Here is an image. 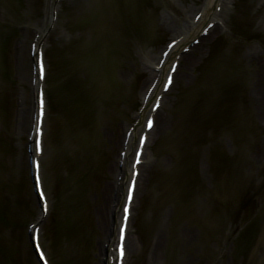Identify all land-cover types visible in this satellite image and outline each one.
Listing matches in <instances>:
<instances>
[{
  "label": "bare ground",
  "instance_id": "6f19581e",
  "mask_svg": "<svg viewBox=\"0 0 264 264\" xmlns=\"http://www.w3.org/2000/svg\"><path fill=\"white\" fill-rule=\"evenodd\" d=\"M61 2L55 3V0H45L43 7L41 8V19L39 18V21H31L33 23V26L31 27L32 31L34 30L33 34L30 33V27H22L21 32L24 36L23 40L13 43L14 48V63L16 61V64L14 65L16 72H17V78L21 82L26 81L28 79V87L30 89L29 96L31 97L30 102L32 103L31 108H24L25 105V99H23V94H17L16 99V105L18 107V114L16 117V123H12V121L9 120V118L6 117L7 108L2 105H0V153L2 154L3 158L9 159V161H12V152L15 151L16 147L12 143L11 137L18 140H24V160L26 171L28 170L27 164L30 165L29 161L32 160L35 165L39 164V169H33V175H32V181L34 182V190L31 191L32 196L34 198V201L36 205L40 206V212L37 214L36 218L32 220V222L29 224V226H33L38 228L37 232V243L39 245V249L44 255V260L47 262V264H66V261L69 259L66 255V252L64 250H58L55 251V253H50L49 248H51L50 244L48 246H45L43 244V241L41 237V232L43 225H45L48 221V215L51 214L49 202V194L48 190L45 187V182L47 177H52L53 182L60 183L59 190H65L64 179L60 181L61 176H71V174H75L78 172L79 178L84 176V178L90 177V179L97 181L98 174L95 172L87 173L85 171V174H83L85 167H86V161L83 159L81 155L74 158L73 153L68 154L65 150L69 147H75V146H82L81 148V154L85 151V149H91L95 155L98 154V147L99 152L101 151V145L95 140L100 141L96 137L97 132H93L96 128L95 126L100 121V114L98 113V108H107L106 104L109 102H112L118 97V93L120 90L121 85L125 86L133 78L134 71L129 68L128 64H125L127 62V56L130 55V51L128 49V44H122L125 40H131L132 36L135 38L133 40L142 39L147 40L151 34L150 27L147 22L150 18L153 19L154 16L152 14H138V6L142 5V1L140 0H133V3L130 4L126 2L125 0H114V3L107 4V11L104 13L105 15H101L100 12H97L95 9H88L82 8V16L80 14H76L79 12V4L76 5L75 10V17L77 20L79 19L78 16H81L85 22L82 26V29L80 30V40H82V37H87L91 41H93V37H100L99 28L102 29V35L100 38V45H98V49L94 50L89 47V42H84L83 45H80L79 43L71 42L69 43V52L71 55H74L72 58H77L76 61H73L71 63L68 61L65 57V55L62 53V49L60 48V51L56 49L49 39V34H52L54 32V29L58 22L59 15L63 14L65 11H62L60 9V4L62 2H65V0H59ZM68 1V0H67ZM76 0H72L74 3ZM81 0H77L79 2ZM83 1V0H82ZM131 1V0H130ZM164 1V8L165 10H170L171 12L178 11L179 14H181V22L175 23L176 21L169 15V14H162L159 16V25L156 26L162 28V32L167 34V38H172L167 41L165 46L160 50L158 55H146L140 58L142 65V71L146 74L145 81L142 85V90L140 91V104L137 108V111L133 114L132 119L133 121L128 124V126L125 128L121 139H118L119 148L118 153L116 154L115 164H112L109 168L110 177H113L114 181L111 183L110 187H107V191H104L103 195L107 192L108 197L105 199V209H103L102 216H106L104 220L100 221V225L102 228V239L99 242L100 244V256H99V264H114L117 259L119 258L118 264H129V258L131 257L132 264H136L138 261V264H168V262L160 259H156V252H148L143 257V260L139 259V254L142 253L141 250V238L140 240L137 239L136 235L132 239V236L130 237V234H128V230L130 229V225H132L133 217H134V210L140 209L142 213L145 214L144 206L141 204L143 201L139 203V193L144 191L145 187L147 186L146 183H148L147 188V195L150 196L148 193H151L152 187L155 185V188L159 189L162 188V186L165 187V190L170 192L168 187L165 186L164 182L157 180V182L153 183L151 182L152 187L149 188L150 185V176L147 172H150V169L154 167L157 164V156H161V154L168 150H173L174 145L176 148V154L173 160L170 161L175 168L177 167L178 172H180V168L182 170V181H178L179 177H176L177 184L173 187H171V190L173 192L181 191L178 186L182 185L183 189H188L189 186L193 183V178L198 179L202 183V191L201 196L202 200L207 203V207L204 205H201L197 202L198 198H194L193 201L190 199V201L187 203V198L183 193L184 202L181 201L178 202L172 199H167L166 201H171V205L174 206V216L176 222H180V220H185L186 228L190 227H196L198 226L195 231L197 233H186V236L189 241V253L190 257L186 260L185 264H218L219 260L222 261L224 256L228 254V251H226L227 246L225 244L220 245L219 247L214 248L217 243L222 239H228L234 243V246H231V249L229 250L231 255L233 257L236 256V252L239 254H244L247 245L250 244V254L247 256L249 260L257 259L256 263H248V264H264V220L260 223V226H257L253 223L254 221V215L257 212L256 209L262 208V197L264 195V180L261 182L256 183L253 185L250 181H246L245 177L243 176V170L239 168L238 164L231 162H221V160H218L217 157H215L214 154L210 155V160L212 162V169L209 171V177L211 178L212 182L209 183V188L214 191L210 192L206 188V181L208 180L204 178L203 175H206V169H203V173L201 174H192V163L195 162V160H190L189 153H185L186 150L180 151L178 145L176 143H172L169 139L167 140L166 144L165 142H162V140L158 143V145L154 144L157 139H159V131L160 129L163 130V132H167L166 124L164 121L162 122V110L163 106L166 105V102H168V95L172 91V89L175 86V80H178L179 76V70L180 66L178 67L177 71H175V75L173 77V82L171 85H168L166 94L162 95V87L168 80V77L170 76L169 70L171 68V64L175 61V58H180V62L184 60L185 65L187 66V71H189L190 68L194 69L197 65L199 59L205 61L208 56V52H206V49L203 47L204 44H206L208 38L212 36L215 32L218 34H224L227 28L226 19L229 20V14L232 11V7L235 0H201L199 6H191L190 8H187V10L184 9V7L178 6L175 0H163ZM198 2V0H195ZM26 2H29L26 0ZM264 3V2H263ZM260 4V3H259ZM262 4V0H261ZM92 7L95 6V3L91 4ZM264 5V4H262ZM13 7V6H10ZM7 7V11H9L10 15L6 13H0V80L4 81V78H7L9 75V65L7 61L11 60V56L8 53V50L10 48L9 46V39L12 37V35L15 34V29H17L16 22L13 21L15 17H13L16 8H10ZM146 8V7H145ZM220 8V13H216V9ZM112 9V10H111ZM260 6L256 8L257 12H253L251 15L252 18H256L259 16L258 21H260L261 27L264 23V11L259 15ZM68 10V9H67ZM66 10V11H67ZM62 11V12H61ZM129 11H133V14L135 17L127 15L126 13ZM26 13H24V16H29L30 8L28 7L27 10H25ZM96 12V13H95ZM5 15L7 18L9 17V23H4V19L2 16ZM27 16V17H28ZM100 19H105L103 22H100ZM197 21H194V20ZM120 21L118 23L119 29H116L114 31V40L110 42V36H111V30L112 28L108 27V21ZM256 20V19H255ZM95 21V24L92 22ZM157 20H153V22H156ZM145 22V23H144ZM102 23V24H101ZM210 23L214 24V26L208 31L206 38L202 35V32L204 28H206ZM30 24V25H31ZM49 26V27H48ZM17 32H20V29L17 30ZM97 32V36L96 35ZM34 34H38L37 40L33 41V44L35 46L36 52L34 53V58H31V44L28 45L27 48V57L29 64V70L25 71V64L23 65V54L25 52V40L29 37H31ZM47 37L49 40V45H45L46 40L43 42V39H41V36ZM163 35V34H162ZM34 37V36H33ZM163 37V36H162ZM137 38V39H136ZM33 38H31L32 40ZM41 39V40H40ZM99 39V38H98ZM141 40V42H142ZM90 41V42H91ZM196 41V45L193 46L192 43ZM234 42V40H233ZM225 44H228L224 42ZM174 44V47L170 50L169 54L166 56L164 62L162 63L161 67H159V63L161 60V56L166 51V48L169 45ZM45 46L43 50L40 49V47ZM124 45V46H122ZM261 47L258 48L256 46H253L246 51L243 52L242 56L239 57V61L241 60L243 62L247 61L250 64L256 65V71L254 74L253 80L250 82V97L251 101H253L252 105H254V109H252L253 115H258L260 118L264 121V74L263 69L260 66V59L262 57L264 61V42H260ZM33 46V47H34ZM47 46V47H46ZM256 47V48H255ZM186 48H188V52H186ZM261 49V50H260ZM37 50L40 51V53H37ZM198 50L199 53L196 51ZM220 50V48H219ZM260 50V51H259ZM227 48L223 49L224 54L226 53ZM262 51V52H261ZM196 52V53H195ZM204 52V53H202ZM77 53V56H76ZM199 54V56L196 58H192V55ZM207 53V54H206ZM215 49L213 52V56L211 55V58L206 63V70L205 75H208L212 70L215 69V66H218L219 61L222 60V56L226 58V56L222 55L221 52ZM202 54V55H201ZM239 54H236V56H239ZM59 58V60H56L55 58ZM230 55L229 58H226L224 61L225 63L227 60L232 61ZM221 58V59H219ZM236 59V58H235ZM4 60V61H3ZM5 62V63H4ZM236 62V61H235ZM43 64V72L38 71L37 64ZM49 63V65H48ZM123 66L121 67V64ZM256 63V64H255ZM101 64V67H100ZM224 64V63H223ZM71 66V69L68 67ZM101 68L102 70L98 69ZM126 68V69H125ZM223 70H228L227 68H223ZM49 74V78H48ZM135 75V74H134ZM60 78H67L66 83L68 85L75 83L78 85L75 86V90L71 89V87H67L65 83L60 82ZM177 78V79H176ZM93 79L98 80L99 89L94 95L93 99L90 97L91 92L90 89L95 90L96 86L93 82ZM181 79L185 80V87L190 86L189 76H182ZM35 81L34 84L32 81ZM82 80V81H81ZM83 80H88L89 83L85 86L83 85ZM7 83V82H6ZM155 83V86L153 90L151 91L147 102H145V96L147 92L150 90L152 84ZM30 85V86H29ZM41 86L42 88H40ZM85 88V89H84ZM98 88V87H97ZM71 96L74 100L78 101L75 104H69L67 103H61L62 101H59L57 96L59 98ZM190 97V96H189ZM188 96L183 97L179 96V101L181 102L180 108L183 110L182 114L186 111L189 113V110L193 109L194 105L197 104V98L196 102L193 105L191 102V98ZM246 97V96H245ZM206 100V99H205ZM202 101V103H199L198 106H195L196 110H201L205 107L207 104L206 101ZM41 101H43V115L41 116V122H42V130L40 132L37 131L38 128H40L39 125V118L40 114L36 113V110H39L41 112ZM249 102V101H248ZM157 104L159 105L157 107ZM250 104V103H249ZM251 105V104H250ZM50 107L53 109H56V114H53L52 121H49V118L51 116ZM68 108V116L70 119H73V121L65 120L64 122L58 123L59 121V114L63 109ZM155 109V111L153 110ZM173 110V109H172ZM209 110V109H208ZM50 113V114H49ZM79 114V116H78ZM7 116H9L7 114ZM197 116V115H196ZM10 117V116H9ZM78 117V118H77ZM151 119L153 122V126L148 132L146 128L148 127V120ZM181 119H184V115ZM189 119V118H188ZM77 120V121H76ZM76 121V123H75ZM204 121V120H203ZM191 121L186 120L183 121L184 128L187 125L190 124ZM12 123V124H11ZM204 123H207L204 121ZM180 124V125H181ZM63 125V126H62ZM159 128V129H158ZM159 130V131H158ZM87 131H91V135L89 134L88 137H84L87 133ZM253 127V131L251 130L252 135L254 136L257 131ZM130 132V137L126 141L127 133ZM40 133L41 138L37 136ZM217 131L213 130V141H215V136L217 137ZM18 135V136H16ZM60 139L59 142L65 143L64 146L59 145L56 139ZM113 137H110V143L111 139ZM199 142L198 143H204L205 142V136L204 138L198 137ZM57 139V140H58ZM180 144L188 143V140L190 139L187 136H184L182 134H179ZM40 143V150H37V143ZM143 141V143H141ZM92 142V143H91ZM95 142V143H93ZM116 142V141H115ZM36 143V144H35ZM153 143V144H152ZM11 145V147L9 146ZM113 144V142H112ZM155 145V150L153 153V156L151 157L148 154V146L149 145ZM114 146V144H113ZM17 150V149H16ZM20 150V149H19ZM47 150L49 153L51 152V158L46 157ZM241 150V149H240ZM18 151V150H17ZM239 156H242L241 151H237ZM264 153V152H263ZM68 156L66 157V155ZM181 154L185 157L183 159L181 157ZM23 155V153H21ZM155 160H154V158ZM137 158H139V163H137ZM264 158V157H263ZM241 159L237 158V160ZM245 159V157H244ZM49 161V162H48ZM63 161V162H62ZM264 161V159H263ZM13 162H16V160L13 159ZM32 162V165H33ZM98 166H102L104 163L103 154H99L98 157H95V161ZM248 162V161H246ZM62 163V165H61ZM64 164V165H63ZM83 165V166H82ZM49 166V168H47ZM104 166V165H103ZM102 166V167H103ZM31 167V166H30ZM93 168V167H92ZM46 169V173L44 174V171ZM81 169V170H80ZM94 169V168H93ZM95 170V169H94ZM2 176L7 173L6 168L0 169ZM4 171V172H3ZM89 172V171H88ZM146 172V173H145ZM29 173V171H28ZM39 175L40 179V189L37 188V175ZM8 175V173H7ZM264 177V176H263ZM65 178V177H64ZM148 178V179H147ZM144 179V180H143ZM143 180V181H142ZM210 181V180H209ZM181 182L180 184H178ZM9 186L11 184L7 183ZM11 186L12 190V199L14 200L15 204L13 205V212L15 218L20 216V218H23L22 216L23 212L28 213V205L29 203L26 202L24 199V196L22 195V192H25V189L21 187V189L14 183ZM175 184V183H174ZM4 184L1 182L0 186H3ZM81 186V185H80ZM247 188V189H245ZM71 190L68 189V194H75L79 192V194L84 190V188ZM110 189V190H109ZM199 189V188H198ZM239 189L245 190V196L244 201H242L238 208L236 204H233L230 208L225 207V204L230 201L233 198L238 197ZM43 191L44 193V199L41 202L40 199V191ZM131 190V201H129V192ZM0 195L2 193L0 192ZM78 196V195H77ZM66 192H63V195L60 196L58 199L55 200V202L58 203L57 210L55 213V224H59L58 230L61 227V232L66 237V239H70L74 244H79L82 242H86V240L89 237V229L87 228V224L85 223L83 225L82 219H80L81 211L79 210V204L77 203V200L75 201L76 206L68 205L66 204ZM80 198V196L78 197ZM77 198V199H78ZM145 198V199H144ZM142 198L141 200H144L146 203L147 199L146 196ZM258 199V203H255V199ZM264 199V198H263ZM196 202H195V201ZM27 203V204H26ZM26 204V205H25ZM31 204V203H30ZM144 204V203H143ZM32 205V204H31ZM45 205L47 206V211L44 210ZM258 205V206H257ZM5 205L0 206L1 209H4ZM137 207V208H136ZM33 208V206H32ZM127 208V220H123V210ZM263 209V208H262ZM136 211V210H135ZM264 211V210H263ZM230 214V215H229ZM239 214L241 216H239ZM46 215V217H45ZM137 215V214H136ZM203 215V216H202ZM231 215H233L231 217ZM7 216V217H6ZM3 216L0 215V219H2V222H5L6 220H11V217L8 218V215ZM230 216V217H229ZM232 219L235 226L239 227V231L235 234H230L229 231L224 227L226 225V221ZM245 222L241 223V219H243ZM264 218V217H263ZM50 219V217H49ZM136 220V226L138 227V233H142L141 235H145L144 232V226L145 222L142 220V216L138 218L135 216L134 221ZM203 220V221H201ZM64 221V222H63ZM69 221V222H68ZM133 221V222H134ZM145 221V220H144ZM24 222V220H23ZM240 222V223H239ZM193 223L197 224L194 225ZM61 224V225H60ZM90 224V222H89ZM3 227L2 229L9 230V228L6 226V224L0 225ZM201 226V227H200ZM224 228H222V227ZM15 227V226H14ZM13 227V228H14ZM237 227V228H238ZM73 229L72 234L66 233L67 230ZM121 229H123V248H124V256L121 259L119 255V251L117 252V248L120 241L121 236ZM185 229V228H184ZM194 229L190 230L193 232ZM203 236V241L201 239L200 243V249L196 252V236L200 234ZM236 232V231H235ZM234 233V232H233ZM26 234L28 235V231H26ZM62 235V239H65V237ZM229 235V238H228ZM258 235V237L256 236ZM252 236H256L257 240L253 239L251 240ZM35 237V236H34ZM31 234L30 239V250L33 251L34 249V240ZM143 237V236H142ZM170 237V236H169ZM198 237V236H197ZM227 237V238H226ZM95 237H93L94 240ZM175 234L171 235L172 242H169V248L171 246H176L178 243L177 238ZM48 241L51 240L50 237L47 239ZM92 240V239H91ZM210 241V242H207ZM230 241V242H231ZM232 242L230 244H232ZM174 244V245H173ZM171 245V246H170ZM78 248H81V250L85 249L83 246H79ZM120 248V246H119ZM155 249H157V245L155 244ZM164 249L165 253H167L166 258L168 259V244L162 247ZM233 249L235 250L233 252ZM253 250V251H252ZM195 251V252H194ZM223 251V252H221ZM29 252V251H28ZM41 252H37L39 255ZM113 254L111 255V253ZM226 253V254H225ZM7 254V252L5 253ZM30 254V252H29ZM109 255L107 257L106 255ZM63 256V257H62ZM112 256V258H111ZM259 256V257H258ZM38 257V255H37ZM104 257H107L104 258ZM115 257V261L113 263ZM219 257V258H218ZM66 260V261H65ZM166 260V259H165ZM39 261V262H38ZM38 264H42L40 259L38 258ZM71 263L72 264H91L92 261H89V258L86 259V255H75L74 259L71 257ZM162 261V262H161ZM87 262V263H86ZM1 264V261H0ZM22 264V262H21ZM37 264V263H34ZM117 264V262H116ZM175 264H178L175 262ZM236 264V262H235Z\"/></svg>",
  "mask_w": 264,
  "mask_h": 264
},
{
  "label": "rangeland",
  "instance_id": "374dc122",
  "mask_svg": "<svg viewBox=\"0 0 264 264\" xmlns=\"http://www.w3.org/2000/svg\"><path fill=\"white\" fill-rule=\"evenodd\" d=\"M29 2H26V0H0V13H6L10 15L9 11H7V7L13 6L16 8L17 11H15L13 17L16 22L17 29H15V34L12 35V37L9 39V50L8 53L11 56V60L7 61L9 65V75L7 77L8 83H0V105L7 108L6 117L9 118L12 123H16V117L17 116V110L18 107L16 105V99L17 94H23V99H25V107L24 108H31L32 103L30 102L31 97L29 96L30 89L28 87V79L26 81L21 82L19 78H17V72L14 67L16 64V61L14 63V48L13 43H17L21 40H23L24 36L22 35L21 29L22 27H31L33 26V22L39 21V18L41 19V8L43 7V4L45 0H28ZM126 2L132 4L133 0H125ZM142 1V5H139L138 13L140 14H152L153 19L150 18L147 22L150 27L151 34L147 40L142 39H135L132 36V42L131 40H125L122 42L124 44H128V49L130 51V55L127 56V62L125 64L129 65V68L134 71L133 78L127 85L123 86L121 85L118 97L113 100L112 102L107 103V108L103 109L98 108V113L100 114V121L95 126L94 129L95 132H97L96 137L99 139L95 140V142L99 143L101 145V151L99 152L98 147V154L97 156L91 149H85V151L81 154V148L82 146H75V147H69L68 149L65 148L63 142H59L60 139H56V143L63 146L68 154L73 153L74 158L76 155H81L83 159L87 162L85 170L83 174H85V171L87 173L93 172V174L96 172L98 174V180L94 181L92 179L84 178V176L80 177L78 176V172L75 174H71V176H61L60 181H64L66 183L65 190H59L60 183L53 182L52 177H47L45 182V187L48 190L49 198H50V211L51 214L48 216V221L45 225L42 227L41 237L43 241V244L45 246H48L50 244L51 248H49L50 253H55V251H60L62 249L68 250L70 257L74 259L75 255H86V259L89 258V261H92L91 264H99V256L101 253L100 244L99 242L102 239V228L100 225V221L104 220L106 216H102L103 209L105 208V199L108 197L107 194V187L111 185V183L114 181L113 177H110L109 168L112 164H115V157L118 153L119 143L118 139H121L122 134L125 130V128L130 124L133 119V114L137 111V108L140 104V91L142 90L143 82L145 81V78L147 77L145 73H143L141 65L142 62L140 60L141 57L144 58L146 55H158L160 50L164 47V45L167 43L168 40L172 38H167V34L162 32V28L157 27L159 25V16L162 14L165 15L169 14L177 23H180L181 21V14L178 13V11H170L165 10L164 8V1L163 0H140ZM178 6L184 7L185 10L187 8H190L191 6H199L201 0L195 1V0H175ZM264 0H262V4ZM92 3H95V6L92 7ZM114 0H81L77 2V0L73 3L72 0H65V2H62L60 4V9L62 11H65L63 14L59 15L57 25L54 29V32L50 34L49 39L53 43L54 47L60 51V48L62 49V53L65 55L66 58H68V61H71V55L69 52V43H79L80 45H83L84 42H89L88 48H93L94 44H99L97 40L100 39V37H93V41H91L87 37H82V40H80V30L82 29V26L84 27L85 20L81 17L82 16V8L95 9L97 12H100L101 15H105L107 11V4H113ZM260 3V4H259ZM79 4V12L76 14H80L81 16H78L79 19L77 20L75 17V10L76 5ZM261 4V0H235L232 7V11L229 14V20L226 19L227 24V32L222 36V34L214 33L212 36H210L206 42V44L203 45V47L206 49V52H208L207 59L203 62V60L198 61L197 65L194 69L190 68L189 71H187V66L184 63V60L180 62V70L179 72V78L178 80H175V86L172 89V91L168 95V102H166V105L163 106L162 110V122L166 124L165 129H167V132H163V130L160 129L159 131V139L156 140L154 143L155 145L162 140V142H167L169 139L172 143H176L182 152V150H186V152L182 154L189 153L190 160H195V162H191L193 174H201L203 173V169H206V175H203L204 178L208 180L206 181V188L207 190H211L209 188V183L212 182V179L207 178L209 177V171L212 169V162L210 160V155L214 154L215 157L220 158L222 154L221 153V147H224V157L226 156L227 162L238 164L239 168L243 170V176L245 177L246 181H250L253 185H255L258 182H262L264 180V121L260 118L258 115L252 114V109H254V105H252L253 101H251L250 96V82L254 78V74L256 71V65L250 64L247 61L243 62L239 59L240 56H242L243 52L247 49L253 46H256L258 48L261 47L260 42H264V23L261 27L260 21H258V17L255 19L252 18L251 15L253 12H257L256 8L260 6L259 15L263 13L264 11V5ZM10 7V8H13ZM30 8L29 16L25 17L24 13L25 10ZM146 7V8H145ZM68 9V10H67ZM67 10V11H66ZM112 10V9H111ZM61 11V12H62ZM96 13V12H95ZM128 13V12H127ZM145 16V15H144ZM4 19V23H9V17L4 15L2 16ZM100 22H103L105 19H100ZM153 20H157L156 22H153ZM33 21V22H31ZM80 22L82 23L80 25ZM108 27L112 28L116 25L115 21H108ZM1 23V22H0ZM95 24V21L92 22ZM145 23V22H144ZM31 24V25H30ZM79 24V25H78ZM102 24V23H101ZM157 24V26H156ZM240 24L242 27V30L245 32L243 35H245L248 39L241 40L239 37V34H236V31L234 28ZM74 27L75 30L72 29ZM20 29V32L18 33L17 30ZM102 29L99 28V33L102 35ZM35 32L32 29L30 30V33L33 34ZM163 34V35H162ZM100 35V36H101ZM34 35L27 38L24 42L25 44V52L23 54L24 61L22 62L23 65L25 64V71L29 70V64L27 57V48L30 42L32 41L31 38H33ZM97 36V32L96 35ZM163 36V37H162ZM47 38L45 45H49V40ZM142 40V42H141ZM234 40V42H233ZM91 41V42H90ZM130 42V43H129ZM224 42L228 43L225 44ZM63 45V47H62ZM123 46V45H122ZM45 47V46H44ZM47 47V46H46ZM255 47V48H256ZM65 48L66 51H63ZM220 48V50H219ZM227 48L226 53L224 54L223 49ZM217 49L218 51L222 53V55L226 56V58H229L231 55L232 61L227 60L225 57L222 56V60L219 61L218 66H215V69L212 70L208 75H205L206 63L212 59L211 55L213 52ZM261 50V49H260ZM259 50V51H260ZM240 54L239 56H236V54ZM197 53L198 50L196 51ZM195 52V53H196ZM262 52V51H261ZM68 53V54H67ZM192 55V58H197L199 54ZM204 53V52H202ZM216 53V54H217ZM207 54V53H206ZM202 55V54H201ZM213 56V55H212ZM236 58V59H235ZM56 60H59V58H55ZM221 59V58H219ZM236 61V62H235ZM224 63V64H223ZM124 63L121 64V67ZM256 64V63H255ZM49 65V63H48ZM222 66L227 68L228 70H223ZM260 66L264 68V61L261 57L260 59ZM126 69V68H125ZM264 74V69H263ZM182 76H189L190 86L185 87L186 83L184 79H181ZM49 78V74H48ZM177 79V78H176ZM93 82L95 83V90L96 93L99 89L98 80L93 79ZM202 84V85H201ZM200 85V86H199ZM98 87V88H97ZM240 90V91H239ZM205 92V95L202 92ZM202 93V94H201ZM241 95H243V100ZM179 96H190L192 104H195L196 98L197 104H193L194 108L191 109V114L187 113L186 111L184 114H182L183 110L180 108L181 102L179 101ZM246 96V97H245ZM65 97L59 98V101H68ZM73 99V98H72ZM206 99L207 104L205 107L201 110H196L195 106H198L199 103H202ZM69 101H72L71 98H69ZM249 101V102H248ZM78 102V101H77ZM251 105H250V104ZM235 104H240L241 108H238V114L237 116L234 115L235 111ZM200 106V104H199ZM51 113V116L49 118V121H52L53 114H56V109H53L52 107L49 108ZM173 109V110H172ZM209 109V110H208ZM58 113V112H57ZM196 113L198 114L196 116ZM7 114L10 116H7ZM50 114V113H49ZM68 112L64 111V109L60 112L58 118L61 125V122H64L65 120H73L70 119V117L67 115ZM184 115V119H181ZM79 116V114H78ZM78 118V117H77ZM189 118V119H188ZM189 120L191 121L189 125H187V128L185 126L183 121ZM206 121L208 130L206 128V123H204L203 126L199 125L200 121ZM77 121V120H76ZM75 121V123H76ZM11 123V124H12ZM181 124V125H180ZM63 126V125H62ZM125 127V128H124ZM253 127L256 129L257 133L253 136L251 133V130L253 131ZM218 128L217 131V137L215 136V141H213L214 136L212 137L213 130ZM240 129L242 136H238L237 140L242 145H237V147L241 146L244 151L242 156L238 155V149L234 146V139H230L229 135L234 133V129ZM159 129V128H158ZM255 131V132H256ZM90 134L89 131H87L86 135L84 137H88ZM179 134H182L184 136L189 137L188 143L184 145V143L180 144ZM91 135V134H90ZM204 143H198L199 138H204ZM110 137H113L110 143ZM217 138V139H216ZM12 143L16 147V150L12 152V161H9V159L3 158L2 154L0 153V169L6 168L7 173L2 176V173L0 171V183L2 182L5 186H0L1 191L5 190L6 188L11 190L12 183L16 184L20 189L21 187L25 189V192H22L21 196H24V199L27 203H29L28 207V213L25 211L22 213L23 218H20L18 216L15 218L14 212H13V205H16L14 200L12 199L13 193L12 190L10 192V196H1L0 195V205H5L4 212H7L8 218L11 217V220H7L5 222H2L3 218L0 219V225L6 224V226L9 228V230L2 229L3 227L0 226V261L1 264H34V257L30 250V243H29V237L26 234L27 226L32 222V220L35 218L37 213V206L35 204L34 198L32 196V189L30 183H28L27 179V171L25 168L26 161L24 160V140H18L11 137ZM116 141V142H115ZM93 142V143H95ZM114 146H113V144ZM165 142V144H166ZM92 143V142H91ZM153 144V143H152ZM155 145H149L148 146V154L151 157L153 156ZM11 147V145L9 144ZM20 149V150H19ZM237 149V151H236ZM220 153H219V152ZM23 153V155H21ZM78 153V154H76ZM103 154L104 163L102 166H98L95 161V157H98L99 154ZM66 155V157L68 156ZM176 154V148L174 145L173 150H168L163 152L161 156H157V164L150 169V172H147L150 176V185L151 182L155 183L157 180L164 182L165 186L168 187L169 191L165 190V187L162 186V188H155V185L152 187L151 193L149 192L147 195V186L145 187L144 191L139 193V203L144 206L145 214L142 213L140 209L134 210V217L138 215L139 217L142 216L143 222H145L144 226V232L138 233V227L136 226V220L133 222L132 225H130L129 234L130 237L132 236V239L136 235L137 239L140 240L141 238V252L139 254V259L143 260V257H147L150 252H156V259H160L162 256L164 259L167 260L168 264L172 263L171 261H175L178 264H185L186 260L189 259L191 256L189 253V241L186 236V233H197L195 229L196 227H190L186 228L185 220H180V222L175 221L174 216V206H172L170 203L171 201L167 202V199H172L178 201L181 203L184 202L183 193L184 195L189 198L187 200V203L190 201V199L193 201V199L196 197L198 198L197 202L201 205H204L207 207V203L202 200L201 191H202V183L201 181L193 178V183L189 186L188 190L183 189L182 185H179L178 188L181 191L173 192L171 190V187L175 186L177 184L176 177H179L178 181H182V170L180 168L181 174L178 172L177 167L172 165L170 163L171 160L175 157ZM181 154V157L185 159V157ZM46 157L51 158V152L47 150ZM238 161L233 160L236 158H240ZM245 157V159H244ZM48 158V160H49ZM154 158V157H153ZM13 159L16 160V162H13ZM155 160V158H154ZM248 161V162H246ZM49 162V161H48ZM63 162V161H62ZM62 165V163H61ZM64 165V164H63ZM83 166V165H82ZM95 169H93V168ZM49 168V166H47ZM81 170V169H80ZM89 171V172H88ZM4 172V171H3ZM146 173V172H145ZM44 174L46 173V169L44 171ZM65 177V178H64ZM148 179V178H147ZM144 180V179H143ZM142 180V181H143ZM210 180V181H209ZM11 184L10 186L7 184ZM159 183V182H157ZM175 183V184H174ZM179 182L178 184H180ZM156 184V183H155ZM81 185V186H80ZM108 185V186H107ZM14 186V185H13ZM82 189L83 192L77 195L75 194H68V190H76ZM199 188V189H198ZM3 189V190H2ZM68 189V190H67ZM247 189V188H245ZM110 190V189H109ZM77 191V190H76ZM104 191H107L105 195H103ZM212 191V190H211ZM210 191V192H211ZM63 192H66V204L76 206L75 201L77 200V203L80 205L78 208L81 211L80 219H82L83 225L86 223L87 228L89 229V237L86 240V242H82L79 244H74L70 239L62 240V232L61 227L58 230L59 224H55V213L57 210L58 203L55 202L56 199H58L60 196L63 195ZM214 191H212L213 193ZM80 196V198H78ZM146 196V203L144 200H141ZM245 196V190L239 189L238 197L233 198L228 201L225 204V207L230 208L233 204L237 205V208L239 204L244 201ZM78 198V199H77ZM264 197H262V210H257V212L254 215V221L253 223L257 226H260V223L264 220ZM145 199V198H144ZM255 203L257 204L259 201L256 198ZM195 201V200H194ZM196 202V201H195ZM26 203V204H27ZM32 205H31V204ZM25 204V205H26ZM17 206V205H16ZM33 206V208H32ZM258 206V205H257ZM16 208V207H15ZM137 208V207H136ZM1 214V213H0ZM137 214V215H136ZM230 215V214H229ZM203 216V215H202ZM233 215H231L232 217ZM239 216H241L239 214ZM230 217V216H229ZM226 221V229L229 231L230 234H235L239 231V227L237 228L234 224V222L229 220ZM24 220V222H23ZM203 221V220H201ZM64 222V221H63ZM69 222V221H68ZM90 222V224H89ZM245 222L244 217L241 219V223ZM240 223V222H239ZM194 225H197L193 223ZM61 225V224H60ZM15 226V227H14ZM14 227V228H13ZM188 227V226H187ZM201 227V226H200ZM222 227V226H221ZM222 227V228H224ZM185 228V229H184ZM193 230L191 232L190 230ZM73 229L67 230L66 233L72 234ZM200 234L196 236L197 245L196 246V252L197 248L200 249V243L201 239L203 241V236ZM236 231V232H235ZM234 232V233H233ZM175 234L178 243L175 246L172 247L173 254L171 253V248H169V242H172L171 235ZM196 235V234H195ZM228 235V238H229ZM143 236V237H142ZM170 236V237H169ZM258 237V235H256ZM254 236V239L257 240V237ZM48 237L51 238L50 241H48ZM93 237L94 240H93ZM60 238V239H59ZM175 238V239H176ZM227 238V237H226ZM56 239V240H55ZM92 239V240H91ZM231 241V238H230ZM228 239H222L218 243L215 241L216 244L214 248L219 247V244H225L227 246L226 251H228V254L224 256L223 260L220 261L218 264H244L246 260L247 254H239L236 252L237 257H233L230 253L231 246H234L233 242L230 244ZM210 242V241H207ZM173 243V242H172ZM155 244L157 245V249H155ZM168 244V259L166 258L164 249H162L163 245L164 248ZM79 246L85 247V249L81 250V248H78ZM30 254H29V252ZM235 250L233 249V252ZM7 252V254H5ZM149 252V253H148ZM195 252V251H194ZM223 252V251H221ZM147 254V256H145ZM226 254V253H225ZM244 255V256H243ZM161 257V258H162ZM259 257V256H258ZM219 258V257H218ZM144 261V260H143ZM72 261L68 259L66 261V264H72ZM87 263V262H86ZM129 264H132L131 257L128 261ZM138 264V261L137 263ZM174 264V263H173ZM213 264V263H211Z\"/></svg>",
  "mask_w": 264,
  "mask_h": 264
},
{
  "label": "snow or ice",
  "instance_id": "6c2138e0",
  "mask_svg": "<svg viewBox=\"0 0 264 264\" xmlns=\"http://www.w3.org/2000/svg\"><path fill=\"white\" fill-rule=\"evenodd\" d=\"M172 71H175V66H173L172 68ZM41 72H43V66L41 65ZM172 83V78L171 76L168 77V85H171ZM168 85L165 86V90H167V87ZM159 105L157 104V107ZM155 111V109H153ZM43 115V101H41V116ZM148 124V127L149 129L152 128L153 126V122L151 119L148 120L147 122ZM37 131L39 132V128L37 129ZM141 143H143V141H141ZM37 150L39 151L40 150V143L39 141L37 142ZM139 158H137V163H139ZM37 169H39V164L36 165ZM37 188L40 189V179H39V175H37ZM131 190L129 192V201H131ZM40 199L43 200L44 199V193L43 191L41 190L40 191ZM45 211H47V206L45 205V208H44ZM125 213H127V208L125 209ZM125 220H127V215H125ZM120 239H121V244H120V248H119V255L121 257V259L123 258L124 256V248H123V239H124V235H123V229H121V236H120ZM37 250L39 251V245H37ZM40 258L43 260L44 259V255L43 253L41 252L40 254ZM45 264H47V262L45 261Z\"/></svg>",
  "mask_w": 264,
  "mask_h": 264
}]
</instances>
